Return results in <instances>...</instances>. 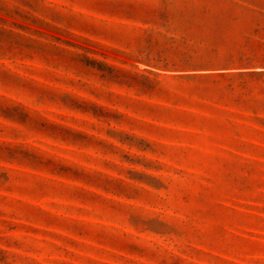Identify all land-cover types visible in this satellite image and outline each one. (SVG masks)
I'll list each match as a JSON object with an SVG mask.
<instances>
[{"label":"rangeland","instance_id":"obj_1","mask_svg":"<svg viewBox=\"0 0 264 264\" xmlns=\"http://www.w3.org/2000/svg\"><path fill=\"white\" fill-rule=\"evenodd\" d=\"M204 37L264 0H0V264H264V61Z\"/></svg>","mask_w":264,"mask_h":264},{"label":"trees","instance_id":"obj_2","mask_svg":"<svg viewBox=\"0 0 264 264\" xmlns=\"http://www.w3.org/2000/svg\"><path fill=\"white\" fill-rule=\"evenodd\" d=\"M248 9L256 11L253 8ZM204 13L205 15L211 14L209 9H205ZM219 22L221 21L205 20L203 23L210 25L213 24V26L224 25L223 22ZM198 41H200L198 45H194L195 51L191 53H183L181 56V61L185 63H196L201 65H230L238 62L264 61V56H260L256 52L246 51L244 49L245 45L239 47H230L226 39L222 37H204L198 38ZM203 42H206L205 46H202ZM246 45L248 46V44Z\"/></svg>","mask_w":264,"mask_h":264}]
</instances>
